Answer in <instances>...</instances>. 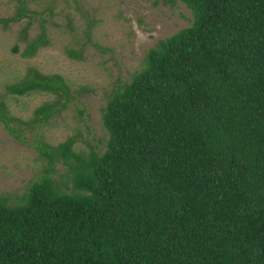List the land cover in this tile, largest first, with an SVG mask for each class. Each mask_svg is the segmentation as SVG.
<instances>
[{
  "label": "trees",
  "instance_id": "obj_1",
  "mask_svg": "<svg viewBox=\"0 0 264 264\" xmlns=\"http://www.w3.org/2000/svg\"><path fill=\"white\" fill-rule=\"evenodd\" d=\"M162 1L185 4L191 25L111 92L104 150L35 140L42 173L19 203L0 199V264H264V0ZM18 2L0 21L26 17V33L36 12ZM45 22L23 57L48 44ZM5 88L53 96L37 127L72 99L63 75L32 66ZM7 108L0 98L15 133Z\"/></svg>",
  "mask_w": 264,
  "mask_h": 264
},
{
  "label": "rangeland",
  "instance_id": "obj_2",
  "mask_svg": "<svg viewBox=\"0 0 264 264\" xmlns=\"http://www.w3.org/2000/svg\"><path fill=\"white\" fill-rule=\"evenodd\" d=\"M33 15L31 26L22 32L27 18L0 21V98L14 117L23 123L11 132L0 122V199L10 204L21 201L29 186L40 176L46 160L34 147L35 140L56 145L76 137V150L89 145L104 150L109 138L102 122V109L111 92L131 80L143 66V58L159 39L167 38L192 23V12L182 2L162 0H24ZM18 0H0V18L15 13ZM46 18L48 44L32 57H23V37L39 32ZM14 46L17 50L14 51ZM81 50V58L68 55ZM42 73H60L70 87L72 99L60 114L37 127L29 120L35 107L53 99L47 93L12 95L6 85L20 80L27 68ZM66 166L57 164L58 174ZM68 180L67 178H64Z\"/></svg>",
  "mask_w": 264,
  "mask_h": 264
}]
</instances>
